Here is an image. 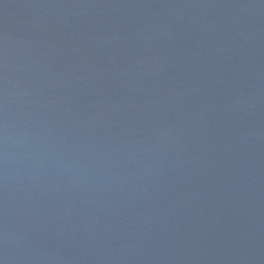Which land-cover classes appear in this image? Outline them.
<instances>
[{
  "label": "water",
  "instance_id": "obj_1",
  "mask_svg": "<svg viewBox=\"0 0 264 264\" xmlns=\"http://www.w3.org/2000/svg\"><path fill=\"white\" fill-rule=\"evenodd\" d=\"M0 264H264V0H0Z\"/></svg>",
  "mask_w": 264,
  "mask_h": 264
}]
</instances>
